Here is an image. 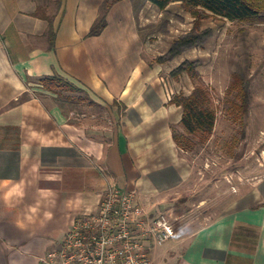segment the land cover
Returning a JSON list of instances; mask_svg holds the SVG:
<instances>
[{
	"label": "crops",
	"instance_id": "crops-1",
	"mask_svg": "<svg viewBox=\"0 0 264 264\" xmlns=\"http://www.w3.org/2000/svg\"><path fill=\"white\" fill-rule=\"evenodd\" d=\"M104 1L0 0V264H50L47 253L110 185L134 190L156 215L189 182V152L172 136L182 108L169 102L160 63L148 60L162 36L150 18L180 3L161 11L120 0L102 32L88 36ZM54 74L87 100L60 103L36 83ZM224 207L154 248V264H264V178Z\"/></svg>",
	"mask_w": 264,
	"mask_h": 264
},
{
	"label": "rangeland",
	"instance_id": "rangeland-1",
	"mask_svg": "<svg viewBox=\"0 0 264 264\" xmlns=\"http://www.w3.org/2000/svg\"><path fill=\"white\" fill-rule=\"evenodd\" d=\"M198 18L193 31L196 18L180 4L150 18V23L156 22V33L162 36L156 43L149 38L152 45L148 60L151 63L159 59L162 87L185 95L194 85L202 84L216 111L209 140L185 155L192 171L181 197L170 201L175 206L159 212L170 216L174 231L180 235L200 227L238 192L264 178V22L229 21L205 12ZM189 33L199 38L197 45L169 56L174 43ZM188 65L193 66L195 79L184 71ZM234 73L244 77L250 94L245 126L234 122L230 115L229 107L235 98L229 93V86ZM68 94L75 101L87 100L84 94ZM176 129L177 133L183 132L182 127ZM203 198L206 205L197 208L195 205ZM175 215L180 219L176 220ZM165 245L156 246L155 250L160 251Z\"/></svg>",
	"mask_w": 264,
	"mask_h": 264
},
{
	"label": "trees",
	"instance_id": "trees-1",
	"mask_svg": "<svg viewBox=\"0 0 264 264\" xmlns=\"http://www.w3.org/2000/svg\"><path fill=\"white\" fill-rule=\"evenodd\" d=\"M120 0H105L100 8V14L90 28L88 36L99 35L106 26V16L109 9ZM159 10L164 11L172 3H180L184 10L190 12L196 18L194 29L196 31L199 23L200 13L205 12L210 15L223 18L229 21H242L249 23L264 22V0H147ZM47 36L50 46L54 44L55 31L48 21ZM199 38L193 33L179 38L172 48L169 49V56L173 57L180 51L197 45ZM159 62V59L157 60ZM192 79L195 73L192 65L184 69ZM41 88L49 93L56 95L60 103L69 105L82 103L85 99L75 101L68 93L85 94V91L65 77L54 74L41 77L36 82ZM229 93L234 94L235 100L231 103L230 115L232 120L245 126V120L250 108V94L244 77L234 73L229 86ZM24 93L21 101L28 97ZM182 108L180 125L183 132L177 133V129H172V136L176 146L187 152H191L197 145H203L209 140L213 133L216 120L214 109L209 91L202 84L194 85L188 95L174 94L169 101Z\"/></svg>",
	"mask_w": 264,
	"mask_h": 264
},
{
	"label": "built area",
	"instance_id": "built-area-1",
	"mask_svg": "<svg viewBox=\"0 0 264 264\" xmlns=\"http://www.w3.org/2000/svg\"><path fill=\"white\" fill-rule=\"evenodd\" d=\"M174 235L168 214L150 215L134 190L110 185L95 208L75 219L45 259L50 264H154L153 249Z\"/></svg>",
	"mask_w": 264,
	"mask_h": 264
}]
</instances>
